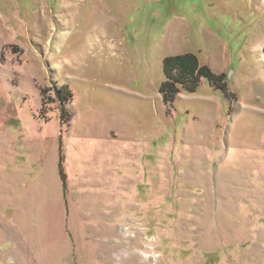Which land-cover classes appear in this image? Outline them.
<instances>
[{
	"label": "rangeland",
	"instance_id": "1",
	"mask_svg": "<svg viewBox=\"0 0 264 264\" xmlns=\"http://www.w3.org/2000/svg\"><path fill=\"white\" fill-rule=\"evenodd\" d=\"M187 52L229 97L164 103ZM91 129L106 192L67 171ZM0 264H264V0H0Z\"/></svg>",
	"mask_w": 264,
	"mask_h": 264
},
{
	"label": "trees",
	"instance_id": "2",
	"mask_svg": "<svg viewBox=\"0 0 264 264\" xmlns=\"http://www.w3.org/2000/svg\"><path fill=\"white\" fill-rule=\"evenodd\" d=\"M162 63L165 78L161 82L159 90L162 94L163 101L167 106H171L175 103V100L181 91L187 93L195 92L202 78L206 79L211 85L222 91L226 97H229L230 90L227 74L224 72H214L207 64H202L196 54L187 52L184 54L166 56ZM55 93L61 101L60 104H64V102L73 95L71 92H64V88H59ZM66 113L67 112L64 111L61 112L60 123L69 126L70 117L66 119ZM59 169L63 182H65L66 177L62 171V165Z\"/></svg>",
	"mask_w": 264,
	"mask_h": 264
},
{
	"label": "crops",
	"instance_id": "3",
	"mask_svg": "<svg viewBox=\"0 0 264 264\" xmlns=\"http://www.w3.org/2000/svg\"><path fill=\"white\" fill-rule=\"evenodd\" d=\"M104 132L105 130L100 132L96 129L93 132L91 129V132L85 133L83 130H80L74 135V138L72 137V132L69 133L68 139L70 142L74 141V144H72V162H70L72 167L67 171L74 175L72 178L76 188H83L84 190L89 188L90 190L93 189L94 192L97 190L106 192V190L98 188V186L99 184H102V187L105 186L107 184L105 178L108 175H113L106 168L108 164H111L110 160L112 156H110V151L113 149V142H109V139L105 138ZM66 150L67 147L65 148ZM97 160L103 164L102 167L104 169L102 171L97 166ZM53 168H55V165ZM109 179L112 180V176Z\"/></svg>",
	"mask_w": 264,
	"mask_h": 264
}]
</instances>
